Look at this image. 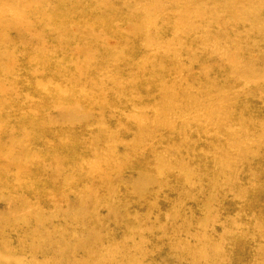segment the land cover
<instances>
[{"label":"rangeland","instance_id":"374dc122","mask_svg":"<svg viewBox=\"0 0 264 264\" xmlns=\"http://www.w3.org/2000/svg\"><path fill=\"white\" fill-rule=\"evenodd\" d=\"M235 2L0 0V223L18 219V263L43 234L60 264L110 244L123 258L104 264H264V45Z\"/></svg>","mask_w":264,"mask_h":264},{"label":"bare ground","instance_id":"6f19581e","mask_svg":"<svg viewBox=\"0 0 264 264\" xmlns=\"http://www.w3.org/2000/svg\"><path fill=\"white\" fill-rule=\"evenodd\" d=\"M236 9L238 12V16H245L249 20L247 24H243V26H235L236 30H241V37L246 39L248 42L252 43H258L260 45H264V23L262 21L256 20V15H264V0H249V1H242V0H236ZM238 16L234 15V18H238ZM261 31V33H259ZM252 43H249V47H254ZM109 209H112V212L115 214L117 213V209L113 204L111 206H108ZM75 221L78 222L79 217L74 216ZM18 219H15L14 221H17ZM14 221L11 223L10 227L2 226L0 223V248L4 251H11L12 255L15 257L16 262L14 264H20L17 261H21L22 258H20L15 250H13L3 239L5 229L9 230H16ZM68 221V220H67ZM67 223V222H66ZM76 227V226H75ZM65 233L64 230H59L58 232ZM78 233V232H77ZM33 230L30 233L29 237L33 238ZM36 239H32L31 246L29 247V251L25 254V256H33L36 257L37 263L36 264H60V257L63 253V248L61 247V243L58 242V244H55V248H58L56 252H54L49 257L44 253V251L41 249V247L44 246L45 239L43 238V234L34 236ZM78 237V236H77ZM48 242V241H47ZM49 244V243H48ZM60 244V245H59ZM20 245V241L19 244ZM63 245V244H62ZM19 247V246H18ZM79 248L75 247L74 250H71V253H68V257L66 259H62V264H104L107 257L114 258L116 257L118 259V262L120 263V260L123 258V253H120L118 251V248L115 245L110 244L106 248H97L94 246L93 250H89L88 248H83L85 256V259L82 263L78 260H74L73 256H75V253L78 251ZM96 249V250H95ZM95 250V251H94ZM10 256V257H13ZM66 257V256H64ZM4 259V257H3ZM123 260H126L128 262V258L125 257ZM131 264V263H129Z\"/></svg>","mask_w":264,"mask_h":264}]
</instances>
